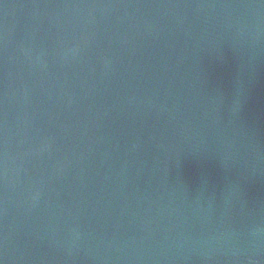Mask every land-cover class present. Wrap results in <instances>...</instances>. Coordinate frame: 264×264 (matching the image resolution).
<instances>
[{
  "label": "water",
  "instance_id": "95a60500",
  "mask_svg": "<svg viewBox=\"0 0 264 264\" xmlns=\"http://www.w3.org/2000/svg\"><path fill=\"white\" fill-rule=\"evenodd\" d=\"M0 264H264V0H0Z\"/></svg>",
  "mask_w": 264,
  "mask_h": 264
}]
</instances>
